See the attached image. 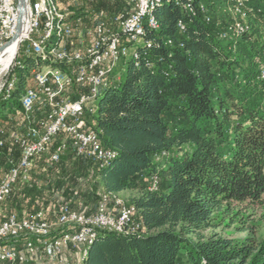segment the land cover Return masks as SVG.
<instances>
[{"label": "trees", "instance_id": "1", "mask_svg": "<svg viewBox=\"0 0 264 264\" xmlns=\"http://www.w3.org/2000/svg\"><path fill=\"white\" fill-rule=\"evenodd\" d=\"M201 1L159 5L158 27L126 42L124 80L113 70L92 114L81 118L115 157L101 167L70 150L53 161L54 140L35 159L41 177L12 187L0 220L36 209L46 192L41 184L88 214L94 210L84 211L74 195L100 201L103 193L134 190L129 205L139 228H99L77 264H264V0H243L245 27L232 39L219 37L213 20H206L213 6ZM96 2L79 10L111 7ZM33 59L32 70L68 66L26 55L17 65L22 77L0 96V112L11 114L6 119L22 111L20 99L30 86L22 65ZM153 177L156 187L149 190ZM231 227L243 235L223 233Z\"/></svg>", "mask_w": 264, "mask_h": 264}, {"label": "built area", "instance_id": "2", "mask_svg": "<svg viewBox=\"0 0 264 264\" xmlns=\"http://www.w3.org/2000/svg\"><path fill=\"white\" fill-rule=\"evenodd\" d=\"M66 1L61 0L65 4ZM125 1L132 4L131 10L118 13L109 22L106 19H98L90 29V44L83 52H90L91 60H82L80 51H70L63 44L54 49L63 54V61H58V63L79 62V69H75L73 72L67 71V73H55V68L40 67L34 70L32 77L35 86L34 88H27L25 91V96H30L29 109L22 111L26 119H30V126L23 134L13 132L9 135L12 145H16L20 149V159L18 165L12 166L0 179V215L2 202L12 191L17 176L20 173L28 174L34 156L43 153L48 147L47 145L57 135L67 134L70 138V144L65 143L66 141L57 144L51 153L53 161H58L60 156L68 150L91 160H99L101 155H109L107 148H104L99 141L91 142L93 130L86 128V122L85 126H78V118H85L86 114H92V110L88 109V93L94 90L96 83L102 81V69L111 60L112 46H115L117 41H123L126 38L138 37L140 40L136 24V6L139 0ZM19 2L20 0H0V54L10 43H15L13 56L3 66L5 68L10 64L12 67L18 61L21 49L25 55L34 52V45L41 39V29L44 28V13L41 2L28 0L29 6L22 14L20 30L17 32ZM179 22L181 30L184 24ZM79 23L80 20L76 22V28ZM74 28L72 26V32ZM72 32L67 35V38ZM34 35H36L35 38ZM26 42L28 44L23 46ZM92 47L102 49V59L92 60ZM6 85H8V81L4 80L0 84V91L5 89ZM78 87H87V91L83 92L87 93V101L81 107H74V99L80 93L71 97L70 91ZM40 108L45 112L39 118L34 115V112ZM4 134L5 132L0 129V154L6 141ZM97 206L96 212L88 214L71 208L67 203L58 204L52 211L54 223L50 221L43 210L22 218L17 217L14 213L8 215L5 219L0 220V240L10 239V246L7 250H0V264L3 261L26 263L28 261L27 253L33 254L41 245H45L44 247L54 254L61 253L68 245L80 249V242L86 234H75L67 240H57L53 244H46V241H42V234L62 232L66 226H76L77 220L98 217L99 222L118 221L119 224L131 222L128 211L120 209L119 205L111 204L112 208L108 210L107 207H110L108 201H98ZM57 220H64V227H57ZM26 225L37 226V233L29 235H36L38 243L23 245V248L18 250L19 238L25 237V235L17 234V227Z\"/></svg>", "mask_w": 264, "mask_h": 264}, {"label": "bare ground", "instance_id": "3", "mask_svg": "<svg viewBox=\"0 0 264 264\" xmlns=\"http://www.w3.org/2000/svg\"><path fill=\"white\" fill-rule=\"evenodd\" d=\"M42 4V12L44 13V28L41 29V39L34 45V52L27 55H44L45 52L48 55V58L53 62L63 61V54L61 52H57L54 49H57L61 45L65 44L67 39V35L72 32V25L68 23L66 9L63 7L65 3L61 2V0H39ZM67 0L66 2H68ZM181 0H139L136 6V24L138 27L139 38L143 39V35L145 34L146 28L156 29L158 27V22L155 16V9L163 4L168 2H173L176 5H181ZM186 4H188L191 0H184ZM238 4L241 2L236 0ZM201 4V3H200ZM206 11L204 6L201 5L199 10ZM65 12V14H64ZM204 14V13H203ZM210 16V15H209ZM207 16L206 20L209 21L211 18ZM77 19L76 22H78ZM211 22V21H210ZM178 28L180 29V22L178 23ZM182 27L181 30H183ZM242 31V30H241ZM219 37L225 38L227 36L226 33H219ZM138 37H131L123 39V41H117L115 46H112V56L108 65L102 69V81L96 83V87L90 93H88V109L93 111L94 106L92 105V101L97 99L98 89L100 87H106V75L107 73L115 67L116 63L120 60L126 58L129 54V49L127 47V43H135L139 42ZM127 42V43H126ZM15 43H10L5 50L1 53H6L10 48V52L7 54L8 60H10L13 56V48ZM0 54V55H1ZM82 60H91L90 52H81ZM102 59V49L99 47H92V60H100ZM134 66L138 65V56L137 54H133L132 56ZM8 63V62H7ZM61 64H75L76 68L79 69V62L66 61V63ZM1 65V64H0ZM27 67L26 63L22 65V69L25 70ZM43 68H51L49 66H45ZM66 71L55 69V73H67ZM34 73V70H32ZM32 73V74H33ZM260 77L264 79V52H263V63L260 70ZM87 101V93H80L76 99H74V107H81ZM21 108L23 111H27L29 109L30 104V96H25V91L20 100ZM95 105V104H94ZM81 120V118H78ZM79 126V121H78ZM98 137L95 132L91 135V142H98ZM109 155H101L99 160H93L99 164V166L103 167L105 163L109 162L112 159L111 152L108 151ZM101 201H107L106 197H103ZM115 205H119V208L122 210L128 211V217L131 222H123V224H119L118 221H110V222H99L98 217H88L81 220H77L76 226H66L62 232L57 233L52 236V232L50 234H42V241H46V244H53L57 242V240H67L69 237H72L75 234H86L83 240L80 242L81 244L87 245L83 250H81V256L85 257L88 252L89 245L95 239L99 228H107L109 230H113L116 232H132L139 228L140 223L134 220V209L126 203H124L120 198H114ZM57 224L59 227H64V220H58ZM133 224V227H132ZM37 233L36 225H26L17 227V234H25L27 236L36 237V235H29ZM10 239H1L0 240V250H7L6 243ZM23 245H33L31 239H26L22 243Z\"/></svg>", "mask_w": 264, "mask_h": 264}, {"label": "rangeland", "instance_id": "4", "mask_svg": "<svg viewBox=\"0 0 264 264\" xmlns=\"http://www.w3.org/2000/svg\"><path fill=\"white\" fill-rule=\"evenodd\" d=\"M71 1L72 0H69L64 5L65 6H69V7L78 8V6L72 4ZM205 2H206V0H202L201 1L202 4H205ZM240 2L241 3L238 4V2L236 0H210V3L213 6L214 12H209L208 15H210L211 20H213V22L216 24L217 29H219V33H226L227 34L226 37L229 36V39H232L233 36L240 35L241 34V30L245 27V25L243 23L244 22V19H243L244 15L241 12V8H242V5H243V0H240ZM77 5H78V3H77ZM90 6H92V4H90ZM111 7L115 9V8H117L119 6L113 4V5H111ZM87 8H90V7L87 6ZM109 13L110 12L107 9V14H109ZM113 16L114 15L110 16L109 18H112ZM95 23H96V21L94 20L92 25L94 26ZM35 36L36 35H34V38H35ZM27 44H28V42L24 43L23 46H26ZM11 49L12 48H10L6 53L0 55V64H1L0 65V84L4 80L8 81V85H6V88L3 89L2 91H0V96L1 97L3 96V94L5 95V93H9L8 91L11 92L12 88L14 87L15 82L17 83L20 80V78L22 77V75H23L22 70L20 68L17 69L18 63H20V61H22V62L25 61V58H26V55L23 53V49H21V51L19 53L18 61L12 67H11V64L7 68L3 67L9 61L7 54L10 52ZM56 51L60 52L59 50H56ZM33 56L40 57L42 59H44L45 57L48 58V55H47L46 52H45L44 55H33ZM35 63L36 62H35L34 59L30 60V63H28V66L25 69V71L29 72V74L24 75V77H26L27 83L30 85L27 88H34V86H35V82H34V79L32 77V73L33 72L31 71L34 68V64ZM120 63H121V60L118 63H116L115 67H113V69H111L107 73L105 84H108V77L112 73L113 70H115L117 72V74H118V75L115 76V79H117V77H119L122 81L124 80L125 73H126V68L124 66L122 67L120 65ZM110 80H112V79H110ZM104 90H105V87H100L98 89L99 92H98V95H97V99H94L92 101L93 102L92 105L94 107L97 104V102L99 101V99L101 98V96L103 95ZM21 98H22V96H21ZM22 111H23V109H22ZM22 111L18 110L17 113L12 115L11 119H6L7 117H9V118L11 117V114H6V112H7L6 109H4L3 112H0V114H1L0 115V129H2L5 132V134H4L5 139H9V140H6V142H8L11 145H12V143H11L10 138H7L8 137L7 132H8L9 135L11 133H13V132H17L18 134H23L25 132V130L27 129V127L30 126V124H29V120L30 119H26V116L23 114ZM4 114H6V115H4ZM78 121H79V126H81V120L78 119ZM87 127L88 126H86V128ZM61 135L62 136L60 138H58V137L53 138L49 145H52L54 140H58L59 143H61L62 141H66L65 143L70 144V138L67 136V134L61 133ZM49 145H47V146H49ZM13 146L16 149L15 152H14V149H13L14 147L12 149H10V150H7V148H10V146H8V144L6 146L4 145L3 148H2V153L0 154V179L8 172V170L12 166H17L18 165L17 163L19 162V159H20V149L17 148L15 145H13ZM107 150L111 152L112 158H114L115 155H116L115 151L109 150V149H107ZM68 151H70V150H68ZM11 153H12V155L9 156L8 154H11ZM16 155H17V157H16ZM36 158H37V156H34L33 161H32V165H31L30 169L28 170V174L27 175L20 173L17 176V178L15 179V181L13 183V188L17 187V185H18L17 183H21V184L25 185V184H28L29 182H32L37 177H41L42 172L36 166V162H35ZM39 172H41V173H39ZM64 173L66 175L67 173H69V171L66 173V170H65ZM154 181H155V184H154ZM156 181H157L156 177H153L152 181H151V184L148 186L149 190H152V189H154L156 187ZM83 183H85V182H82V185H83ZM93 187L94 186L92 185V188ZM41 189L42 190L46 189V192L39 199L40 202L38 204V207L36 208V211H39V210H43V211L50 210V211H53L58 204L69 203V201H67V200H65L63 198L62 193H60L58 191H54V189L50 190V193H49V191H47V189L49 190L50 188H48V187L46 188V186L42 185V184H41ZM14 191L16 192V189H14ZM14 191H13V193H14ZM80 191H81V189H79L78 193H80ZM10 193H12V192H10ZM10 193H9V195H10ZM137 194H138V192L134 191V190H124V191L117 192V193H103L102 196L104 195L103 197H106V199H107V201L109 203L112 202V205L115 204L114 203V198H116V197L120 198L123 202H125L127 205H129L131 199L134 196H136ZM80 195H81L80 198H78V196L74 195L73 199L76 198V201H77V199H79L80 200L79 202L83 203L82 209H85L84 211L89 210L90 212H92L94 210L93 213L96 212L97 211L96 209L98 207L97 206L98 199L95 198V196L92 197L91 195L85 194V192L84 193L81 192ZM77 204L78 203L76 202L75 206H77ZM109 206L110 207H107L108 210L112 208L111 205H109ZM129 206H131V205H129ZM48 208H50V209H48ZM46 216H47V213H46ZM52 223H54V221ZM57 227H59L58 224H57ZM224 231L225 232H223V233L227 234L230 237H241L243 235V234L236 233L232 229V227L227 229V230H224ZM53 233L54 232H52V236L56 235L59 232H56V234H53ZM261 233H264V227L261 228ZM31 238H33L35 240H32ZM28 239L32 240V244H34V243L37 244L38 243L37 240H36V237L29 236ZM9 246H10V242H7L6 243V247L8 248ZM44 246L41 245V246L37 247V251L34 252L33 254L27 253L28 261L26 263H18V262L9 263V262H4L3 261L1 264H71L72 263V260H69V261L65 260V258L63 256L64 250L61 251V253H59V254H54L52 251L48 250V248H46ZM86 246L87 245L80 243V249H79V259L80 260L83 259L82 256H81V250H83ZM68 248H70V250H72V246L71 245H68ZM75 250H77V248H75Z\"/></svg>", "mask_w": 264, "mask_h": 264}, {"label": "crops", "instance_id": "5", "mask_svg": "<svg viewBox=\"0 0 264 264\" xmlns=\"http://www.w3.org/2000/svg\"><path fill=\"white\" fill-rule=\"evenodd\" d=\"M88 1H91L92 3L97 1L96 3H98L99 0H72L71 3L78 6V8L69 7V6L64 5V7L66 8V13L68 15V17H67L68 23L75 27L72 34L65 41V47L70 51L83 52L85 50V48L90 44L91 35L89 32L93 26L92 23L94 20L96 21L98 19H106V21L109 22L111 19V18H109L110 16H112V15L116 16L120 12L131 10V6H132L131 3L126 2L125 0H103V3H105L108 6H111V5L115 4L116 1H119L122 3L121 4L122 7L119 6V7L114 9V8L105 7V6L104 7H99V6L94 7L92 4V6L89 5L90 8L85 7L83 10L80 11L79 9L83 5V3L84 2L86 3ZM76 2L78 3V5ZM107 9L110 12L109 14H107ZM77 19H80V23H79V26L76 28V20ZM75 68H76L75 64H69L68 66H66L64 68V70L67 69L69 72H73L75 70ZM86 91H87V87H84V88L78 87V88H73L70 92H71V96L75 97L77 94H79L81 92L83 93ZM44 112H45V110L40 108L39 110H36L34 112V114H35V116L40 118L43 116ZM7 135H8L7 138H9L8 132H7ZM6 140H9V139H6ZM7 144H8V146H10V148H7V150H10L14 147L13 145H11L5 141V146ZM13 149L15 152V150H16L15 147ZM66 152H68V151H66ZM8 155L11 156L12 153L8 154ZM16 157H17V155H16ZM67 204H70V201ZM2 208L4 209V207H2ZM32 209L33 210H31L29 212L23 211L20 218L25 217V216H29V215L35 213L36 209H34V208H32ZM48 209H50V208H48ZM3 211L5 212V210H3ZM45 212L47 213V217L50 219V221L53 222L54 216L52 214V211L46 210ZM21 235H25V234H21ZM25 236H27V235H25ZM24 240H26V239H24ZM6 241L10 242V240H6ZM22 243L23 242H21V241L18 242V244H17L18 250H21L23 248ZM63 256H64L65 260H68V261L72 260L71 264H77V259H79V249L75 250V248L72 247V250H70V248L67 247L66 249H64Z\"/></svg>", "mask_w": 264, "mask_h": 264}, {"label": "water", "instance_id": "6", "mask_svg": "<svg viewBox=\"0 0 264 264\" xmlns=\"http://www.w3.org/2000/svg\"><path fill=\"white\" fill-rule=\"evenodd\" d=\"M28 6H29L28 0H20L18 4L19 9H18V19H17V27H16L17 32L20 30V21H21L22 14L28 8ZM15 38H16V35L14 37V40Z\"/></svg>", "mask_w": 264, "mask_h": 264}]
</instances>
